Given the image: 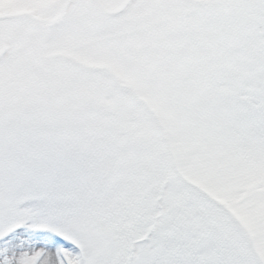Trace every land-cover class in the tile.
Instances as JSON below:
<instances>
[{"label": "snow or ice", "instance_id": "snow-or-ice-1", "mask_svg": "<svg viewBox=\"0 0 264 264\" xmlns=\"http://www.w3.org/2000/svg\"><path fill=\"white\" fill-rule=\"evenodd\" d=\"M0 264H264V0H0Z\"/></svg>", "mask_w": 264, "mask_h": 264}]
</instances>
